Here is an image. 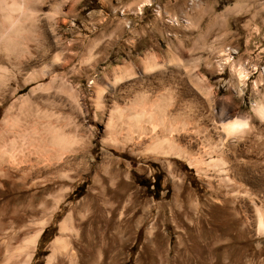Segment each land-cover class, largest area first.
<instances>
[{
    "label": "rangeland",
    "instance_id": "rangeland-1",
    "mask_svg": "<svg viewBox=\"0 0 264 264\" xmlns=\"http://www.w3.org/2000/svg\"><path fill=\"white\" fill-rule=\"evenodd\" d=\"M58 21L52 37L58 45L37 57L36 66L43 67L54 54L62 53L67 65L57 75L67 77L81 95L85 110L91 111L92 79H106L122 62L130 63L136 74L121 84L128 85L122 92L107 94L109 103L126 106V102L133 103L137 92L160 102L172 93L176 96L184 85L191 89L167 64L164 78L141 74L138 65L145 54L161 63L168 54L181 58L213 95L209 109L205 105L200 109V104L195 108L201 110L198 116L194 108L188 111L193 98L182 89L177 99L180 117H201L206 122L225 104L244 116L251 113L254 102H264V76L260 79L264 0H82ZM229 51L236 54L229 57ZM227 62L235 64L234 71ZM239 66L245 71L241 82L235 73ZM29 89L19 90V95ZM196 96L205 104L203 97ZM88 111L75 118L80 125L76 132L89 136L91 143L67 157V178L43 193L40 187L11 191L0 203L5 212L2 232L9 223L31 230L44 222L29 264H45L57 237L68 241L84 264H95L99 250L100 264H264V236L255 235L249 206L231 200L219 204L225 188L216 178L209 181L211 189L206 188V180L174 156L132 152L118 137L111 141L92 131ZM68 126L65 130L72 132ZM256 136L236 152L241 166L237 181L255 192L256 206L264 211V131ZM213 142L214 138L208 140ZM168 174L175 181L185 175L180 195ZM59 195L63 197L53 209V198ZM194 203L199 210L196 214L191 210ZM67 215L71 220L61 231ZM189 219L199 221V228L190 229ZM181 229L191 232L184 238ZM216 239L225 245L216 246ZM88 245H96L93 257L82 254Z\"/></svg>",
    "mask_w": 264,
    "mask_h": 264
},
{
    "label": "bare ground",
    "instance_id": "bare-ground-1",
    "mask_svg": "<svg viewBox=\"0 0 264 264\" xmlns=\"http://www.w3.org/2000/svg\"><path fill=\"white\" fill-rule=\"evenodd\" d=\"M81 1L0 0V107H4L0 120V203L11 191L21 192L31 187H40L41 193L49 190L56 181L67 178V157L84 151L91 143L89 136L76 132L80 125L75 118L88 111L84 108L81 95L67 77L57 75L67 65L62 53L54 54L47 65L36 66L37 57H44L58 45L57 38L53 40L52 37L56 35L59 18L67 16ZM122 29H125V24ZM234 53L229 51L227 54L231 57ZM227 63L231 69L235 68L234 63ZM165 64L172 67L178 77L183 76L194 90L184 84L182 86L183 91L193 98L188 111L190 108L195 110L198 104L200 109L203 105L209 109L213 95L201 78L192 73V66L186 67L181 58L168 54L166 62L161 63L145 54L139 60L138 68L143 75L155 74L161 79L164 78ZM108 73L106 79H92L90 84L92 97L88 100L91 109L88 113L91 118L87 120L92 131L111 141H116L118 137L122 144L130 145L132 152L174 156L194 170L199 179L204 178L208 189H211L210 179L215 177L225 188L222 200L218 199L219 204L231 200L232 204L249 206L255 221V235L264 236L263 207L256 206L255 192L237 181L240 162L238 164L236 158L238 149L264 131V102H254L251 113L244 116L225 104L224 108L212 113L210 119L203 122L201 117L197 118L200 120L180 117L177 99L182 89L174 97L171 91L172 95L160 102L149 100L137 92L133 103L126 102V106L109 103L107 94L118 93L128 87L121 84L132 76L134 78L136 73L127 62H122ZM235 73L238 82H241L245 77L243 67L239 66ZM263 76L264 69L260 79ZM28 86L30 89L19 95V90ZM196 94L203 97L205 104ZM195 111L198 116L201 115V110ZM66 126H72L73 131H66ZM210 138H214L212 144L208 143ZM168 180L177 186L180 195L185 175L175 181L168 174ZM61 197L53 198V209ZM191 210L198 213L197 203L192 204ZM31 211L34 209L31 208ZM4 213L1 205L0 225ZM69 220L71 217L67 215L60 225L61 231L66 229ZM187 222L190 229L200 226L199 221L189 219ZM43 225L44 222L28 230V226L9 223L8 230H0V264H29ZM181 231L185 234L184 238L191 232L186 229ZM20 233H24L22 240ZM197 241L207 242L204 239ZM14 244L17 245L11 247ZM222 244L225 245V241L216 239V246ZM51 246L52 254L45 264L85 263L84 259H79L78 252L69 248L64 238L57 237ZM95 247L88 245V249L82 248L83 256L93 257ZM15 250L19 251L18 255L14 254ZM16 256L18 259H14ZM100 257L99 250L95 255V264H100Z\"/></svg>",
    "mask_w": 264,
    "mask_h": 264
}]
</instances>
